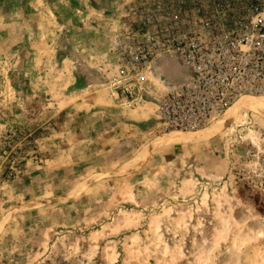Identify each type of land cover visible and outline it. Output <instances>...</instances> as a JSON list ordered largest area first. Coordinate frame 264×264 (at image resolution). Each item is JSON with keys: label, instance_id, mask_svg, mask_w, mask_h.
Masks as SVG:
<instances>
[{"label": "rangeland", "instance_id": "obj_1", "mask_svg": "<svg viewBox=\"0 0 264 264\" xmlns=\"http://www.w3.org/2000/svg\"><path fill=\"white\" fill-rule=\"evenodd\" d=\"M31 1L34 12L26 15L27 0H0V264H264V108L241 107L210 136L157 147L135 171L122 172L142 145L179 131L158 128L152 107L139 119L142 124L127 126L120 150L112 140L100 153L86 146L76 157H59L54 144L63 140L55 135L60 117L43 125L53 134L43 142L37 129L41 112L52 115L60 109L58 100L60 115L83 114L87 98H101L107 74L118 64L108 50L117 54L118 37L136 28V0L108 1L112 8L125 6L120 22L93 32L71 29L76 20L87 22L92 0H54L63 12L47 31L39 27L37 0ZM70 1L77 12H64ZM28 20L30 29L24 28ZM30 31L36 37L52 31L57 42L40 46L23 37ZM91 37L99 39L92 44ZM32 53L48 57L41 68L53 73L30 82L49 90L34 101L23 75ZM55 91L62 93L57 100ZM39 101L56 108L43 109ZM228 108L187 132H205ZM118 110L112 107L113 120ZM45 143L48 157L40 151Z\"/></svg>", "mask_w": 264, "mask_h": 264}, {"label": "built area", "instance_id": "obj_2", "mask_svg": "<svg viewBox=\"0 0 264 264\" xmlns=\"http://www.w3.org/2000/svg\"><path fill=\"white\" fill-rule=\"evenodd\" d=\"M131 16L107 85L124 104L153 102L158 128L195 131L264 95V0H136Z\"/></svg>", "mask_w": 264, "mask_h": 264}, {"label": "crops", "instance_id": "obj_3", "mask_svg": "<svg viewBox=\"0 0 264 264\" xmlns=\"http://www.w3.org/2000/svg\"><path fill=\"white\" fill-rule=\"evenodd\" d=\"M100 1V2H98ZM108 1L110 2L111 0H92V11L88 12L89 13V17H87V22L84 23L83 25L80 24V22L78 20H76V23L74 22L71 29L74 30H90V31H95V30H99V28H102L103 30L108 29L109 26L112 27V22L113 23H119L120 22V15L123 13V8H125V6H121L120 4H118L117 7L112 8L108 5ZM118 1H123L124 5L126 3H128L130 0H118ZM38 2V13L40 16V20H39V27H44L47 31V28L49 26H51V24L53 25L54 23L58 22L57 20V14H61V12H63L61 9H59L57 2L54 0H37ZM74 1H70V3H66L64 4L65 8H64V12H68L67 10L69 9V11L71 13H75L77 12L78 9V5H76L75 3H73ZM28 6L26 7L25 14H29L31 15V12H34L32 10V1L31 0H27ZM54 3V4H52ZM34 5V4H33ZM116 12L117 17H116ZM49 14H53L55 15V20H53V18L51 16H49ZM115 17V18H114ZM91 18V19H90ZM115 20V21H114ZM126 21H128L127 19H125ZM27 23V22H26ZM55 25V24H54ZM123 23L120 25L122 28ZM27 29L32 28V23L28 20V25L25 24V27ZM50 28V27H49ZM56 28V26H54V29ZM119 28V27H118ZM1 33V30H0ZM79 33H83L82 32H78ZM55 36L54 32H43V33H39L38 34V41L35 40L36 37V33L35 31H30V32H25L23 34V37H27V38H34V43L37 42L38 45L40 46H45L48 44H55L56 42L51 41V35ZM121 34V32H120ZM119 34V35H120ZM77 35V34H76ZM108 37H110V35L105 32L103 35L104 39H107ZM68 38L74 39L73 37H71V35L68 36ZM76 38V37H75ZM99 38L96 37H91L90 39L88 38V41L92 44L96 43L98 41ZM110 39V38H109ZM118 40L120 41V36L118 37ZM72 43L74 44L75 42L72 41ZM111 40L109 42V44L111 45ZM42 47H39V49H41ZM40 51V50H39ZM111 50H108V53L111 54L112 56H116V52L115 50L112 51L110 53ZM42 52V51H40ZM94 55L97 58V54L94 53ZM94 56V57H95ZM44 58V59H43ZM46 58L48 57H44L42 53H32V55L29 56L28 58V67L29 68H25L26 71H24L23 75H25V77L28 79V87L25 89V91L28 93H26L28 96H30L31 99L36 100V96L40 97L41 96H45V93H48V87L43 84V83H37V84H30V82H34L36 80V78H41V77H47L50 76L49 74H52L50 72V70H44L43 67L41 68L42 65H44V62L46 61ZM107 58V57H106ZM45 66V65H44ZM162 69H165L164 67H162ZM170 71V70H167ZM56 73V72H55ZM57 75V74H54ZM104 93L101 96V98H98V96L96 94H94V98H92V100L90 98H87V103H84L82 106L85 109V112L82 114L79 112H73L68 114L66 113L65 115H60V113L62 112V106L60 103H58V98L60 97V95L62 94L61 91H55L56 94L53 98H55L54 103L58 104L60 106V109H58L57 111H55L52 115L47 117V113L46 111H42L41 114L43 115L44 113V118H42V120H40V122L38 123L39 126L37 127L38 131L40 132L39 134L44 135L41 137V140L43 142H46L47 139H50L49 136H47L48 134L51 136L53 135L52 133H49L47 131H44V127L43 125H46L48 123V121L52 120L53 118L56 117H60L59 119V123L57 124V126L59 127L57 129L56 132V136L60 137V139L62 140L61 144H54V146L57 147V151L60 153H57V156H62L64 155L66 152H68L70 155V157H76L78 155H80L81 151L83 150V152L86 151V146L89 147V149L94 148L95 150L97 149V153H100L103 149V146H107L108 144H110V142L112 140H114V150L115 149H121L120 146L118 147V144L120 141L125 140V136H122V134L125 132V129H127V126H131V125H137V124H142V120H139L143 115H145L146 113H148V107H152V110L154 112L153 116L150 117L151 120H155V116H157L155 114L156 111V107L155 104L153 102H151L150 100H141L139 102H137L139 105H137L135 108H130V107H124L122 106L119 102H118V98L117 96H115L110 89L108 88V86L106 88L103 89ZM39 91V92H37ZM97 91V90H95ZM33 92V93H32ZM108 96V97H107ZM47 99V98H45ZM41 100V99H40ZM42 101V100H41ZM43 104L40 103L39 101V105L41 108L43 109H47V107H55V105L53 103H47V102H43ZM92 103V104H90ZM86 104V106H84ZM30 106H33L32 103L29 104ZM45 105H49V106H45ZM94 105V107H93ZM95 105H98V107H96ZM150 105V106H149ZM57 106V105H56ZM116 106H118L119 109L117 114H114L117 118L118 121L113 120V113L111 112L112 107L113 109H116ZM93 107V108H92ZM90 109V110H88ZM123 113L125 114H131L134 118V120L132 122H128L126 121V118H123L124 115H122ZM79 115H85L83 117V120L81 117H79ZM97 115H104L103 118H98L97 119ZM92 117V119H91ZM108 119H106V118ZM41 118V117H40ZM83 121V122H81ZM93 121V122H91ZM87 129V130H86ZM84 130L87 131V134L84 133ZM142 131H140L139 134ZM150 132V131H149ZM137 134V133H136ZM124 137V138H123ZM154 139H156V137H153L152 139H150L147 143H145L144 145H147L149 143H151L152 141H154ZM46 140V141H45ZM57 140V139H53ZM105 141V142H104ZM41 142V141H40ZM107 142V144H106ZM94 143V144H93ZM93 145V147H92ZM117 145V146H116ZM142 145V147L144 146ZM45 145H42L40 148V151H46L43 155H45L46 157H48V155L50 154V151L48 150ZM142 147H140L135 153H137ZM100 150V151H99ZM152 152V151H151ZM151 152H150V157L148 159V161L151 158ZM96 153V154H97ZM135 153L133 155H135ZM132 155V156H133ZM51 156V155H50ZM56 161V160H54ZM148 161L145 163V165L148 163ZM125 162V161H124ZM126 163V162H125ZM123 163V165L125 164ZM117 169V168H116ZM115 169V170H116ZM114 171V170H113Z\"/></svg>", "mask_w": 264, "mask_h": 264}, {"label": "bare ground", "instance_id": "obj_4", "mask_svg": "<svg viewBox=\"0 0 264 264\" xmlns=\"http://www.w3.org/2000/svg\"><path fill=\"white\" fill-rule=\"evenodd\" d=\"M241 107H247L249 109L264 108V95H250L238 98L234 103L230 105L228 110L219 119L210 124L208 130H206L205 132L203 131L193 133L179 130L163 133L162 135L156 137V139H154V141H152L151 143L144 145L133 156V158L129 162H127L122 172L142 168L148 161L150 152L157 147L166 146L169 144L186 143L193 140L195 137L196 139H200L202 137H207L212 135L213 133H216L232 119V117L234 116V110Z\"/></svg>", "mask_w": 264, "mask_h": 264}, {"label": "water", "instance_id": "obj_5", "mask_svg": "<svg viewBox=\"0 0 264 264\" xmlns=\"http://www.w3.org/2000/svg\"><path fill=\"white\" fill-rule=\"evenodd\" d=\"M160 80H164V77H163V76H161V77H160Z\"/></svg>", "mask_w": 264, "mask_h": 264}]
</instances>
